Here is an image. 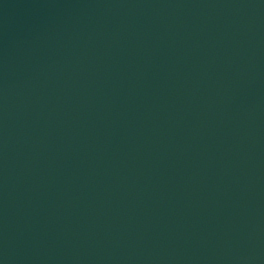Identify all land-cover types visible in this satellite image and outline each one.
<instances>
[{"label":"water","instance_id":"1","mask_svg":"<svg viewBox=\"0 0 264 264\" xmlns=\"http://www.w3.org/2000/svg\"><path fill=\"white\" fill-rule=\"evenodd\" d=\"M0 264H264V0H0Z\"/></svg>","mask_w":264,"mask_h":264}]
</instances>
